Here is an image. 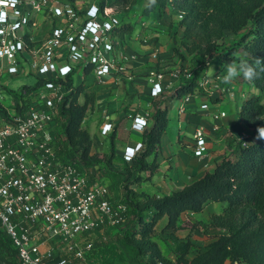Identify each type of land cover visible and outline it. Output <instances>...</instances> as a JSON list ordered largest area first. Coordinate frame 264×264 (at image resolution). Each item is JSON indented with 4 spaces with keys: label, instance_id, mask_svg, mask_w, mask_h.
Wrapping results in <instances>:
<instances>
[{
    "label": "built area",
    "instance_id": "1",
    "mask_svg": "<svg viewBox=\"0 0 264 264\" xmlns=\"http://www.w3.org/2000/svg\"><path fill=\"white\" fill-rule=\"evenodd\" d=\"M102 1L0 0V229L17 249L19 264H101L93 258L95 243L88 235L126 219L128 206L113 199L108 185L91 181L86 170L57 153L58 131L66 122L61 106L78 84L77 76L93 74L103 84L140 58L116 36L121 18L113 6L102 7ZM157 37L139 31L134 41L152 44L157 58ZM26 72L37 77L34 84L8 88L3 82L5 74ZM179 72L177 68L174 74ZM165 75L152 69L151 96L165 92ZM70 76L75 78L72 85ZM127 77L133 80L134 74ZM217 80L205 77L199 87L228 93L230 88ZM27 85L31 88L24 89ZM15 91L22 97L17 99ZM193 95L180 98V113ZM225 116L223 111L213 114L216 121ZM148 124L147 117L136 115L132 127L143 132ZM214 128L219 130L220 124ZM113 131L111 122L102 124V135ZM209 140L206 128L197 126L193 155H208ZM143 148V141L126 147L124 158L133 161Z\"/></svg>",
    "mask_w": 264,
    "mask_h": 264
},
{
    "label": "trees",
    "instance_id": "2",
    "mask_svg": "<svg viewBox=\"0 0 264 264\" xmlns=\"http://www.w3.org/2000/svg\"><path fill=\"white\" fill-rule=\"evenodd\" d=\"M122 2L103 0L101 6H115ZM169 7L182 12L180 26L184 27V38H195V46L189 47V51H197L194 74L183 80L170 99L202 91L199 80L208 71L210 59L216 56L213 38L225 37L226 31L232 32L235 42L227 53L221 55L224 65L241 60L252 63L251 57L264 59V0H155L154 3L149 0L145 10L166 12ZM134 30L133 25L123 24L121 20L116 36L129 43L130 40L124 38ZM155 40L160 42V37ZM230 53L237 56L229 57ZM74 81L73 76L68 78L69 85ZM251 82L260 92L243 101L238 117L251 129V134L232 141L229 153L215 170L206 172L183 188L164 195L144 193L142 201H130L134 205L130 212L132 225L127 234L114 243L97 238L98 230L88 235V239L95 243V260L108 264L129 252L136 260L149 255L151 259L146 264H180L167 259L154 240L158 222L167 218L164 229L176 227L182 214L199 213L212 203H220L222 210L212 216L210 226L224 230V233L207 247L200 248L190 264H225L230 260L264 264V139L258 136V129L264 127V72ZM30 88L24 86V89ZM15 95L17 99L22 97L16 91ZM81 95L85 97L83 103L79 101ZM70 97L61 106L66 122L58 131L57 153L62 161L74 163L86 171L90 169L93 173L91 181H96L97 177H104L105 166H110L116 159V134L110 135L107 159H99L92 152L93 137L82 125L89 105L94 107L96 94L89 85L81 82ZM169 110L166 99L154 101L152 125L143 134L144 148L133 161L124 159L123 162L126 179L131 183H141L154 176L155 167L159 165L151 157L160 149L169 122ZM144 172L150 174L144 175ZM17 252L9 235L0 229V263L13 264Z\"/></svg>",
    "mask_w": 264,
    "mask_h": 264
},
{
    "label": "crops",
    "instance_id": "3",
    "mask_svg": "<svg viewBox=\"0 0 264 264\" xmlns=\"http://www.w3.org/2000/svg\"><path fill=\"white\" fill-rule=\"evenodd\" d=\"M150 36L157 35L160 37V55L156 58L153 53L152 44H140L138 41H130L127 51L129 53H137L140 58L130 60L128 70L125 73H112L103 84H100L97 77L93 74L80 77V83L89 85L91 91L96 94L94 103V112L97 118H101L104 122H111L114 125L116 134V159L115 163L124 162V152L126 147H134L137 142L143 141L145 130L137 131L133 129L132 124L134 117L140 115L147 117L149 124L152 125L151 115L154 110V101L166 99L169 103V122L165 133L162 136L161 146L156 153L159 173L167 171L169 177L166 181H160L159 186L166 185L167 193L173 190L183 188L186 184L195 179H199L208 171L215 170L216 166L222 161L223 157L229 153V144L235 139H241L250 134L251 129L238 120L239 111L243 101L248 98L250 93H258V88L249 82L242 85L234 82L228 83L230 87L226 99L218 100L216 92L210 89L208 95L195 93L186 106L184 113L179 112L181 99H170L167 94H171L176 88L182 84L183 78L175 75V71L166 69V83L168 87L159 97L151 96L152 85L149 82L150 72L153 68L165 65L170 56L171 45L173 40L168 33L166 27H148L146 30ZM212 66V65H211ZM178 65L172 67L177 69ZM213 67V66H212ZM222 72L217 78H222L226 73ZM220 72V69L217 71ZM217 72L207 71L208 76H212ZM134 74L133 80L127 77V74ZM214 81L213 78H210ZM248 85V87H246ZM229 102V108H224L223 103ZM207 103V108L202 105ZM229 109V110H228ZM217 111L226 113L218 121L213 118V114ZM220 124V129L215 130L214 125ZM101 124V126H102ZM101 126L90 130L93 137L92 152H109L110 133L107 136L101 134ZM197 126H204L210 136L209 153L205 157L198 158L191 151L192 133ZM163 180V179H162ZM112 194V193H111ZM113 196V194H112ZM114 199V198H113ZM115 200V199H114ZM220 204V203H219Z\"/></svg>",
    "mask_w": 264,
    "mask_h": 264
},
{
    "label": "rangeland",
    "instance_id": "4",
    "mask_svg": "<svg viewBox=\"0 0 264 264\" xmlns=\"http://www.w3.org/2000/svg\"><path fill=\"white\" fill-rule=\"evenodd\" d=\"M148 2L149 0H123L121 4L113 6L118 17L121 18L122 23L133 25L135 29L131 35H126L124 40L134 41L139 31H141L142 34H147L146 30L149 26L154 28L166 27L168 33L171 36V40H173V44L171 45L170 56L168 57L167 61H165V65H159L158 69L163 72L167 71L166 69H171V71H175L176 68L172 69V67L178 65L177 68L180 70V76L184 80L191 78L194 74V63L197 58V51H189V47L193 48L195 46V38H184V27L180 26V21L183 19L181 17L182 12L174 10L173 7H169L166 12H148L145 10ZM213 40L215 42L214 44L216 56L214 58H211L209 62L210 65L213 66L214 72H217L219 69L220 72H217L212 76H208L207 71H205L202 77L200 78L199 82L202 81L203 78L207 77L213 78L214 80L218 79L217 81L221 83L222 86H228V83L223 80V77L217 78L216 76H219L221 74L222 65H224L221 55L228 52L230 45L235 42V39L233 38L232 32L226 31L225 37H214ZM242 54L243 53H241V55ZM234 56L237 55H235V53L229 54V57ZM235 63L239 62L235 61ZM187 73H191V77L186 76ZM79 77L80 76L78 75V79L76 78L78 84L80 83ZM36 81L37 77L34 74H29L27 72L18 76L5 74L3 79V82L8 88H18L19 86L26 83L34 84ZM231 82H234L235 84L240 83L242 85L249 83L248 81L240 78L234 79ZM246 87H248V85ZM249 87H252L250 83ZM250 90L251 89H249L248 94H254L250 93ZM257 91L258 93L260 92L259 89ZM4 93L6 96L5 102L7 104H10L11 97L8 95V91L4 90ZM198 94L208 95L209 90L202 89V91ZM225 94L226 93L217 94V96L219 97L218 100L226 99V96H224ZM167 95L170 96L171 94ZM84 100L85 97L81 95L79 101L83 103ZM223 107L229 108V102L223 103ZM94 115V107L89 105V109L87 110L85 119L83 120V127L93 131L95 127L99 128V126H101V118H97ZM150 115H152V113H150ZM93 153L96 154L99 159L103 160L107 159L109 155V152ZM157 168L158 167L156 166L155 174L159 173V170ZM87 174L89 179L91 180L93 173L90 169L87 170ZM143 174L149 175L150 173L144 172ZM103 175L104 177H97V180L108 185L111 190V193L113 194V198L116 201L123 202L128 206V211L124 222L117 226H107L101 229L100 231L98 230L96 233L97 238L101 239V241H106L107 243H114L117 242L119 238L127 234L130 229V226L132 225V215L130 214V212L133 209L134 204H132L130 201H133V203L142 201V194L144 193L145 195L167 194V186L165 184L159 186V183L160 181H166V177H169V174L167 171H162V173L155 176V178L151 177L141 183L133 184L126 179L127 172L125 166H123L122 163L113 162L110 166H105L103 170ZM222 207V204L212 203L208 205L202 212H186L182 214L177 226L169 229H164L167 218L160 220L156 226L154 240L157 241V243L159 244L163 255L167 259L179 261L180 264H190L200 248L207 247L208 245L216 241L219 235L224 233V230L213 228L210 226L212 216L220 213ZM150 259L151 258L149 255H144L143 258H139L136 260L131 256L129 252H125L124 257L115 258L111 260L108 264H146V262L150 261ZM0 264L10 263L4 262ZM13 264H19L18 259L16 257L13 258ZM225 264L247 263L239 260H230Z\"/></svg>",
    "mask_w": 264,
    "mask_h": 264
},
{
    "label": "clouds",
    "instance_id": "5",
    "mask_svg": "<svg viewBox=\"0 0 264 264\" xmlns=\"http://www.w3.org/2000/svg\"><path fill=\"white\" fill-rule=\"evenodd\" d=\"M155 0H153V3ZM252 63L247 60H241L239 63L231 62L227 65H222L223 71L226 73L223 80L230 83L234 79L240 78L246 81H254L259 78L264 72V59L251 57ZM208 70L214 72L213 67L208 66ZM258 136L264 139V127L258 129Z\"/></svg>",
    "mask_w": 264,
    "mask_h": 264
}]
</instances>
